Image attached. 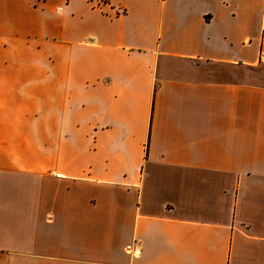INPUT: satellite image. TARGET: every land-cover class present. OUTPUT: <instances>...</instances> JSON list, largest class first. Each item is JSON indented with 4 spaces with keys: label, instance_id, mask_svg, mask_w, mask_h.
I'll list each match as a JSON object with an SVG mask.
<instances>
[{
    "label": "crops",
    "instance_id": "0c3cea01",
    "mask_svg": "<svg viewBox=\"0 0 264 264\" xmlns=\"http://www.w3.org/2000/svg\"><path fill=\"white\" fill-rule=\"evenodd\" d=\"M262 50L264 0H0V264H264Z\"/></svg>",
    "mask_w": 264,
    "mask_h": 264
},
{
    "label": "built area",
    "instance_id": "2783aa9c",
    "mask_svg": "<svg viewBox=\"0 0 264 264\" xmlns=\"http://www.w3.org/2000/svg\"><path fill=\"white\" fill-rule=\"evenodd\" d=\"M260 61L264 62V50H262L260 53ZM59 175H60V173H59Z\"/></svg>",
    "mask_w": 264,
    "mask_h": 264
},
{
    "label": "rangeland",
    "instance_id": "374dc122",
    "mask_svg": "<svg viewBox=\"0 0 264 264\" xmlns=\"http://www.w3.org/2000/svg\"><path fill=\"white\" fill-rule=\"evenodd\" d=\"M263 67V66H262Z\"/></svg>",
    "mask_w": 264,
    "mask_h": 264
}]
</instances>
